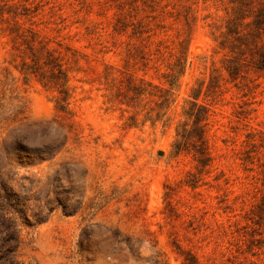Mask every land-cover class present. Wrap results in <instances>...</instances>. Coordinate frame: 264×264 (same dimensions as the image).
<instances>
[{
	"label": "rangeland",
	"instance_id": "obj_1",
	"mask_svg": "<svg viewBox=\"0 0 264 264\" xmlns=\"http://www.w3.org/2000/svg\"><path fill=\"white\" fill-rule=\"evenodd\" d=\"M0 264H264V0H0Z\"/></svg>",
	"mask_w": 264,
	"mask_h": 264
}]
</instances>
